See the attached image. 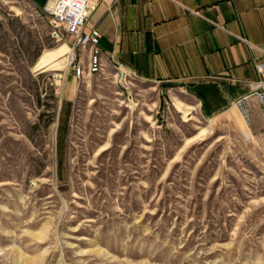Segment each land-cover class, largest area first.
<instances>
[{
	"label": "rangeland",
	"instance_id": "obj_1",
	"mask_svg": "<svg viewBox=\"0 0 264 264\" xmlns=\"http://www.w3.org/2000/svg\"><path fill=\"white\" fill-rule=\"evenodd\" d=\"M48 33L0 0V264H264V132Z\"/></svg>",
	"mask_w": 264,
	"mask_h": 264
},
{
	"label": "crops",
	"instance_id": "obj_2",
	"mask_svg": "<svg viewBox=\"0 0 264 264\" xmlns=\"http://www.w3.org/2000/svg\"><path fill=\"white\" fill-rule=\"evenodd\" d=\"M26 1L47 9L52 0ZM89 27L106 60L136 81L179 87L212 124L228 114L264 132L263 107L238 105L252 92L243 82L264 79V0H102Z\"/></svg>",
	"mask_w": 264,
	"mask_h": 264
},
{
	"label": "built area",
	"instance_id": "obj_3",
	"mask_svg": "<svg viewBox=\"0 0 264 264\" xmlns=\"http://www.w3.org/2000/svg\"><path fill=\"white\" fill-rule=\"evenodd\" d=\"M101 3L102 0H52L47 9H34L47 24L51 41L69 46L70 50L66 55L69 71L80 80L87 76L106 75L110 69L123 72L120 66L109 63L104 57L101 32L95 27H89L92 14ZM127 75L136 80L132 74ZM243 83L250 86L252 92L239 101L238 105L242 107L254 100L264 109V79ZM249 111L247 107L246 114Z\"/></svg>",
	"mask_w": 264,
	"mask_h": 264
},
{
	"label": "bare ground",
	"instance_id": "obj_4",
	"mask_svg": "<svg viewBox=\"0 0 264 264\" xmlns=\"http://www.w3.org/2000/svg\"><path fill=\"white\" fill-rule=\"evenodd\" d=\"M65 44V43H64ZM70 50V49H69ZM69 52V51H68ZM68 54V53H67ZM181 104H184V103H182V102H180ZM180 105V104H179ZM182 106V105H181Z\"/></svg>",
	"mask_w": 264,
	"mask_h": 264
}]
</instances>
